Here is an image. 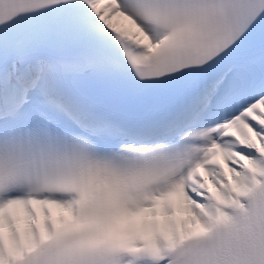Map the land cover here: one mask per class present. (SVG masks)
<instances>
[{
	"label": "snow or ice",
	"instance_id": "snow-or-ice-1",
	"mask_svg": "<svg viewBox=\"0 0 264 264\" xmlns=\"http://www.w3.org/2000/svg\"><path fill=\"white\" fill-rule=\"evenodd\" d=\"M0 264H264V0H0Z\"/></svg>",
	"mask_w": 264,
	"mask_h": 264
}]
</instances>
